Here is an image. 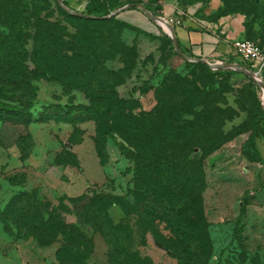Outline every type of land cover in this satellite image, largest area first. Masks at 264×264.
<instances>
[{
  "label": "trees",
  "instance_id": "trees-1",
  "mask_svg": "<svg viewBox=\"0 0 264 264\" xmlns=\"http://www.w3.org/2000/svg\"><path fill=\"white\" fill-rule=\"evenodd\" d=\"M12 2L15 8L6 12L4 25H0L5 29V32L0 31V121L3 127L9 123L22 126L29 131L26 135L29 138L32 124L48 123L58 116L75 127L79 122L92 121L97 131L98 152H102V146L105 150L112 140L133 164V178L124 195L66 196L58 206L52 203L31 205V195L22 189L0 212L5 231L15 240L33 239L40 248L61 242L55 253L56 264H92L96 250L94 237L63 217L71 210L66 202L84 204L83 210L90 208L92 214L85 222L89 229L93 228L104 237L109 246L110 264H154L137 250V241L139 246L143 245L149 234L166 247L179 264H208L212 244L204 212L207 182L205 166L197 158L200 152L204 157L209 155L208 148L203 145L211 133V115L206 108H201L205 93L198 83L185 85L198 100L188 114L170 104L165 97L171 94V89L162 88L156 93L154 110L140 111L139 101L123 98L119 92L126 79L138 69L137 63L128 64L129 70L119 72L109 68L114 60L111 52L123 43L117 38L108 45L109 41L103 43L105 35L99 34L119 28L136 30L120 21L119 14H112L128 5L138 10L141 3L91 0L87 12L77 16L61 8L58 2L54 6L53 0ZM223 2L227 7L218 18L238 14L248 18L242 9L258 5L259 0ZM63 3L70 9L66 1ZM144 6L159 18L156 10ZM245 29L247 36L253 34L246 20ZM162 33L167 42L175 46L174 41ZM178 44L182 57L198 59L179 41ZM224 63L251 70L248 64L236 59ZM192 66L205 70L212 77L235 76L256 84L237 71H214L200 62ZM43 80L60 83L70 90L69 95L84 93L89 103H77L74 99L65 105L42 102L38 84ZM256 88L262 92L257 84ZM254 136L264 141V105L261 103L255 114ZM65 151L70 152V149L66 147ZM59 159L60 156L57 164ZM9 180L12 185L23 188L13 177ZM248 206V201L241 203L237 221L240 232L245 228ZM116 209L123 217L118 221L112 216ZM12 213L14 217L10 218ZM256 262L264 264V261Z\"/></svg>",
  "mask_w": 264,
  "mask_h": 264
},
{
  "label": "rangeland",
  "instance_id": "rangeland-1",
  "mask_svg": "<svg viewBox=\"0 0 264 264\" xmlns=\"http://www.w3.org/2000/svg\"><path fill=\"white\" fill-rule=\"evenodd\" d=\"M62 1H66L71 10L86 13L91 0ZM114 1L121 3L127 0ZM133 1L156 10L159 18L166 9H175L176 12L191 13L200 20H216L227 7L223 0ZM53 5H58L57 0H53ZM14 8L12 0H0V25H4L6 12ZM242 12L248 15L246 24L253 28L250 36L245 29V37L264 50V0H259L258 5L245 7ZM70 29L76 32L74 28ZM0 31L5 32V29ZM99 34L105 35L103 43L109 41L108 45L117 38L123 43L111 52L114 60L109 63V68L119 72L126 70L128 64L137 63L138 69L126 79L119 92L123 98L139 101L140 111H153L157 105L156 93L168 88L171 94H166L165 99L184 113H192L198 100L186 90L185 85L189 82L199 84L205 93L204 107L201 108H206L211 115V133L203 144L209 155L204 157L201 152L197 155L205 166L207 182L203 195L204 212L212 244L208 264H256V261H264V141L254 136L255 114L258 105H264L263 93L257 91L256 84L249 80L235 76L212 77L205 70L194 68L192 64L197 62L180 56L175 46L167 42L164 33L152 36L130 28H119ZM237 58L236 61L243 62L238 55ZM38 86L42 102L65 105L74 99L77 103H89L84 93L69 95L70 90L58 82L43 80ZM32 129L33 135L27 138L29 131L24 127L5 124L0 139V147L8 157L24 161L33 158L32 165L10 172L14 181L31 195V205L52 203L58 206L66 196L88 195L93 198L96 193L124 195L128 190L133 178V164L112 140L108 141L105 150L102 146V152H98L94 122L85 120L75 127L66 118L58 116ZM66 147L77 160L65 151ZM243 201H248L249 206L244 218L245 228L240 232L237 221ZM66 203L71 210L63 215L64 219L94 237L96 250L91 263L110 264L109 246L104 237L93 228L89 229L85 222L92 216L90 208L83 210L84 204ZM112 216L117 221L123 218L117 209ZM13 217L12 213L10 218ZM137 243L141 256L151 259L154 264H179L152 235L146 236L143 245L139 246V240ZM60 245L61 242L52 247L57 250Z\"/></svg>",
  "mask_w": 264,
  "mask_h": 264
},
{
  "label": "crops",
  "instance_id": "crops-1",
  "mask_svg": "<svg viewBox=\"0 0 264 264\" xmlns=\"http://www.w3.org/2000/svg\"><path fill=\"white\" fill-rule=\"evenodd\" d=\"M178 11L166 9L161 19L172 26L177 40L196 58L213 64L238 59L234 45L245 38V16L238 14L216 20H200L191 13H185V16L180 18ZM119 20L152 36H158L163 31L143 9L125 10L119 14ZM177 20H180V25L175 24L174 21ZM38 126L41 124L35 123L30 126L31 135L32 128ZM0 128L1 139L3 125ZM32 164L33 158L22 162L17 157H8L6 151L0 147V212L5 210L12 198L22 190V187L10 183V172ZM55 253L56 248H40L33 239L25 241L13 239L5 231L0 217V264H56Z\"/></svg>",
  "mask_w": 264,
  "mask_h": 264
},
{
  "label": "water",
  "instance_id": "water-1",
  "mask_svg": "<svg viewBox=\"0 0 264 264\" xmlns=\"http://www.w3.org/2000/svg\"><path fill=\"white\" fill-rule=\"evenodd\" d=\"M57 2L59 3V5L61 7H63L65 10H67L70 14L77 15V16H82L78 12L73 11V10L68 9L67 7H65V5H64L62 0H57ZM132 8H133V5H128V6L124 7V8H122V9H119L118 11L114 12L112 14V16H116L118 14H121L123 11L130 10ZM139 8L143 9L162 28V30L173 39L177 53L180 56H183V54L181 53V51L179 49L178 40L176 38V34H175L172 26L168 22L162 20L161 18H157L153 14L149 13L145 9L144 5H139ZM86 17H88V16H86ZM184 58H187V57L184 56ZM187 59H189V58H187ZM189 60L197 62V63L200 62V63L207 64L209 66H212L215 70H233V71H237V72L243 73L247 77L252 79L257 84V86L262 91V93H264V82L259 80L250 70L246 69L245 67H243L241 65H229L227 63L220 64V65L219 64L213 65L210 62L205 61L203 59H189Z\"/></svg>",
  "mask_w": 264,
  "mask_h": 264
},
{
  "label": "built area",
  "instance_id": "built-area-1",
  "mask_svg": "<svg viewBox=\"0 0 264 264\" xmlns=\"http://www.w3.org/2000/svg\"><path fill=\"white\" fill-rule=\"evenodd\" d=\"M180 18L185 16L184 11H178ZM176 25H180V20L174 21ZM236 54L238 57L248 64L251 68V72L261 81L264 82V50L262 47L250 40H240L234 45ZM225 64L224 62L218 63Z\"/></svg>",
  "mask_w": 264,
  "mask_h": 264
},
{
  "label": "bare ground",
  "instance_id": "bare-ground-1",
  "mask_svg": "<svg viewBox=\"0 0 264 264\" xmlns=\"http://www.w3.org/2000/svg\"><path fill=\"white\" fill-rule=\"evenodd\" d=\"M263 100H264V93H263Z\"/></svg>",
  "mask_w": 264,
  "mask_h": 264
}]
</instances>
